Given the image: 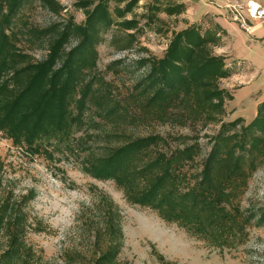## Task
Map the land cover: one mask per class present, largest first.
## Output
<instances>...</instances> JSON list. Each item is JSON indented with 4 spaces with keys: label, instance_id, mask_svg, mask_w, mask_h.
<instances>
[{
    "label": "trees",
    "instance_id": "obj_1",
    "mask_svg": "<svg viewBox=\"0 0 264 264\" xmlns=\"http://www.w3.org/2000/svg\"><path fill=\"white\" fill-rule=\"evenodd\" d=\"M139 1L75 0L82 21L70 14L40 28L23 16L38 6L59 15L65 7L58 0H0V132L31 156H72L81 172L113 181L128 203L153 210L219 251L236 250L251 227L264 225V203H240L249 179L264 165V99L249 122L224 119L233 96L221 80L237 68L214 51L227 36L218 23L166 30L170 37L161 55L146 49L134 61L135 69L146 72L127 93L132 111L128 102L120 108L99 103L96 111L103 117L130 112L139 124L185 132L109 134L116 143L98 152L87 146L91 134L84 130L95 120H87L86 111L104 81L95 73L102 33L116 28L113 43L130 49L146 29L162 31L160 14L177 16L188 8L184 1L150 0L136 12ZM32 45L44 47L43 58L28 52ZM212 124L219 126L215 132L200 134ZM2 167L0 162V264H41L42 255L27 241L29 232L46 229L28 210L35 190L15 193ZM98 204L87 227L89 253L66 251L63 264H131L119 257L124 236L118 206L105 195ZM152 254L161 264H178Z\"/></svg>",
    "mask_w": 264,
    "mask_h": 264
},
{
    "label": "rangeland",
    "instance_id": "obj_2",
    "mask_svg": "<svg viewBox=\"0 0 264 264\" xmlns=\"http://www.w3.org/2000/svg\"><path fill=\"white\" fill-rule=\"evenodd\" d=\"M58 1L65 7L59 15L38 6L27 11L23 18H28L30 25L40 28L54 21L61 22L70 14L77 22L84 19L83 12L74 6L75 0ZM149 1L140 0L135 11L143 12L142 6ZM177 1L186 2L187 10L177 16L160 14L165 20V23L159 24L162 31L146 29L130 49H117L112 41L118 35L116 28L112 27L102 33V40L97 45L95 73L102 76L104 81L98 85L90 108L86 111L87 120L94 119L95 123L84 130L91 134V138L87 139V146L95 152L102 146L116 143L115 139L108 137L109 134L142 135L151 131H186L169 126L139 124L137 120H133L130 112L124 116L117 112L108 117L96 113L99 103L120 108L128 102L132 111L134 104L127 99V93L146 72V68L135 69L134 61L146 56V49L152 54L161 55L170 37V32L166 30H177L187 24L202 22L205 26L218 23L226 31L227 36L223 38L222 44L230 59L237 60L241 71L237 74L238 77L221 81L223 87H231L227 88L232 91L233 96L225 103L228 112L225 120L242 116L246 122L250 121L255 103L264 98V21L253 22L247 18L245 11H241L242 18L251 24V31L247 34L232 16L229 5L235 0ZM22 22L18 20L17 25L21 27ZM28 52L40 59L44 57L46 50L32 45ZM117 60L121 62L106 68L109 63ZM242 83L244 85L241 87ZM218 127L215 124L209 125L200 134H212ZM199 140L204 144L206 152L209 148L205 144L207 139L201 136ZM0 162L3 164V180L12 185L15 193H23L30 188L35 190V197L30 201L28 210L33 218L42 220L46 229L29 232L27 241L42 255L41 264H63V255L72 249L89 253L87 227L91 218L97 216L98 201L103 195L110 197L120 210L124 236L119 256L121 261L131 264H161L156 255L152 254L153 251L178 264H259L264 261V225L251 227L248 240L236 250L219 251L190 236L175 223L165 222L153 210L128 203L113 181L98 180L81 172L78 160L72 156L66 157L58 153L53 159L40 155L31 156L13 146L0 132ZM240 203L243 207L264 203V165L249 179Z\"/></svg>",
    "mask_w": 264,
    "mask_h": 264
},
{
    "label": "built area",
    "instance_id": "obj_3",
    "mask_svg": "<svg viewBox=\"0 0 264 264\" xmlns=\"http://www.w3.org/2000/svg\"><path fill=\"white\" fill-rule=\"evenodd\" d=\"M229 7L233 13V18L246 31H248L250 26L242 18L241 11H245L249 20H264V3H258L256 0H235Z\"/></svg>",
    "mask_w": 264,
    "mask_h": 264
},
{
    "label": "crops",
    "instance_id": "obj_4",
    "mask_svg": "<svg viewBox=\"0 0 264 264\" xmlns=\"http://www.w3.org/2000/svg\"><path fill=\"white\" fill-rule=\"evenodd\" d=\"M262 3H264V2H262ZM215 19V18H214ZM251 21H253V22H263L264 20H251ZM186 26V25H185ZM240 26V25H239ZM249 29H248V31H246V30H244L242 27H240L242 30H244L247 34H249L250 33V31H251V24H249ZM215 52L216 53H218V54H223V55H225L226 56V61H227V64L228 65H230V64H232L233 63V65H235L236 66V71L231 75V76H229V77H227V78H224V79H222L221 81H223V80H227V79H233L234 77H238L237 76V74L241 71V67L239 66V64H238V62H237V60L236 59H230V57H229V55L227 54V52L225 51V46L222 44V45H220V46H218V47H215ZM242 80V79H241ZM242 81H244V80H242ZM244 85V83H242V85H241V87ZM228 86H226L225 88H227ZM228 88H231L230 86L228 87ZM227 88V89H228ZM230 90V89H229ZM231 91V90H230ZM232 92V91H231ZM264 99V98H263ZM262 99V100H263ZM260 101H258V102H256L255 103V111H254V113H253V117L255 116V114H256V106H257V104L259 103ZM231 115V114H230ZM237 117H242V116H237ZM252 117V118H253ZM236 118V117H235ZM243 118V117H242ZM234 119V118H233ZM244 119V118H243ZM244 121H245V119H244ZM246 122V121H245ZM249 122V121H248Z\"/></svg>",
    "mask_w": 264,
    "mask_h": 264
}]
</instances>
